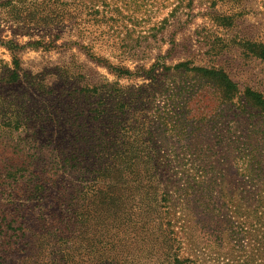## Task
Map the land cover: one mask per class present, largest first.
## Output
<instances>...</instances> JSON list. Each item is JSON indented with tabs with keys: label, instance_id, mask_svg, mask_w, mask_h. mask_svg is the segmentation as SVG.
Returning a JSON list of instances; mask_svg holds the SVG:
<instances>
[{
	"label": "rangeland",
	"instance_id": "1",
	"mask_svg": "<svg viewBox=\"0 0 264 264\" xmlns=\"http://www.w3.org/2000/svg\"><path fill=\"white\" fill-rule=\"evenodd\" d=\"M162 2L82 33L1 22L26 46L16 83L0 46V264H47L60 235L90 262L264 264V113L245 96H264V0ZM79 45L146 70L118 77ZM196 68L223 70L236 92ZM113 157L132 184H106L101 206L84 192Z\"/></svg>",
	"mask_w": 264,
	"mask_h": 264
},
{
	"label": "trees",
	"instance_id": "2",
	"mask_svg": "<svg viewBox=\"0 0 264 264\" xmlns=\"http://www.w3.org/2000/svg\"><path fill=\"white\" fill-rule=\"evenodd\" d=\"M114 1L115 0H0V24L1 22H5L26 26L27 28L47 29L72 25L82 33L83 29H81L80 26H83V23H91L93 25L104 23L108 27H113L117 21L116 17L128 16L130 18H138L136 14H147L150 12L152 6L148 3L150 0H119L121 1V4ZM166 1L163 0L160 4L163 8L167 7L165 4ZM175 9L176 7L172 11L174 12ZM165 20L166 19H163L162 22ZM42 43V41H36L28 44L39 45ZM0 46L6 47L12 54L11 63L14 69L10 70L8 81L10 83H16L20 80L22 70L18 52L21 49H24L26 45H21L14 39L2 37L0 29ZM79 46L87 52V55L91 60L98 65L107 68L110 73L115 74L118 77L134 74L141 76L140 72L142 70L145 72L146 70L144 67H140L137 68V71H132L124 65L114 64L108 58L93 53L92 46ZM151 69H154V67L152 66ZM195 70L204 78L214 80L221 88L226 98H231L236 92V84L223 70L207 68H196ZM93 91L98 92L100 91V88H95ZM245 96L264 113V96L261 93L248 88L245 91ZM120 103L121 104L115 105L114 107L123 108V106L126 105V103L122 101ZM98 104H104L99 107L102 109V112H100L101 119H108L112 113L110 112L113 107L112 103L99 102ZM122 166V162H114V157L111 159V163L106 168V172L103 173V176L108 177V174L111 173H113V176L110 177V179H106V177L103 176L99 177V182L95 185V188L91 191L88 190L84 192L87 194V197H93L91 202L95 200L97 194V203L101 206L114 199L113 196L104 190L106 184L111 183L114 186L120 187L126 185L130 186L132 184L127 181L125 175L122 174L125 170ZM146 180L149 181L150 177H147ZM79 208L82 209V207L75 203L72 205L71 211L74 217H78ZM262 210H264V208L256 210L259 218H263L264 213L261 212ZM80 215L84 214L81 213ZM79 224L80 222L74 223L73 234L81 233L80 229L82 225L80 226ZM75 238L76 237L73 236V239ZM47 244V249L55 246L57 251L55 257L50 256L47 259V264H76L81 257L82 264H105V260L102 256H100L95 262H90L91 260L84 258L85 256L73 255L71 249L76 242L69 245L68 241L61 235L59 237L54 236V238L47 239ZM86 257H88V255ZM188 260L189 259H185L184 261ZM178 264H183V261H179Z\"/></svg>",
	"mask_w": 264,
	"mask_h": 264
}]
</instances>
